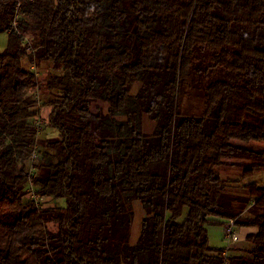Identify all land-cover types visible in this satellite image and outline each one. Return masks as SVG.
Returning a JSON list of instances; mask_svg holds the SVG:
<instances>
[{
  "label": "trees",
  "instance_id": "16d2710c",
  "mask_svg": "<svg viewBox=\"0 0 264 264\" xmlns=\"http://www.w3.org/2000/svg\"><path fill=\"white\" fill-rule=\"evenodd\" d=\"M4 33L0 264H264V0H0Z\"/></svg>",
  "mask_w": 264,
  "mask_h": 264
},
{
  "label": "rangeland",
  "instance_id": "374dc122",
  "mask_svg": "<svg viewBox=\"0 0 264 264\" xmlns=\"http://www.w3.org/2000/svg\"><path fill=\"white\" fill-rule=\"evenodd\" d=\"M8 44V35L6 33L2 34L0 36V51H4L7 47ZM45 121H47L46 119H44V123ZM43 123V124H44ZM42 130L40 131L39 135H38V144H44L45 141L49 138V137H53V136H57L59 131H57L54 128H51L49 126H47L46 124L43 125V128H41ZM144 130L145 133L147 134H152L155 130V125L154 123L148 118L145 117L144 118ZM264 146V145H261ZM257 177L255 178H251L250 180H255ZM262 178V183L264 184V174L261 175ZM64 202H61L60 204H63ZM45 206L47 207H53V206H57V203L51 200H46ZM134 208V221H133V228H132V241L136 242L138 236H139V232L141 229V222L143 217L145 216L142 205L139 202L134 203L133 205ZM228 222L224 223V224H215L209 227V240H210V244L213 247H217V248H227L228 243L225 240V231H226V227ZM235 230L237 231V233L239 234V242L236 244L239 245L242 242V237L240 236V230L241 228H238L237 226L235 227ZM234 246V245H233ZM235 246V247H236Z\"/></svg>",
  "mask_w": 264,
  "mask_h": 264
},
{
  "label": "crops",
  "instance_id": "0c3cea01",
  "mask_svg": "<svg viewBox=\"0 0 264 264\" xmlns=\"http://www.w3.org/2000/svg\"><path fill=\"white\" fill-rule=\"evenodd\" d=\"M52 109L51 107H43L42 110H41V113H40V116H41V119L44 121V119H46L47 121H45V124L47 125L48 124V120H49V116H50V113H51ZM53 137H59V133L57 136H53ZM49 138H52V137H49ZM260 213H264V210H260L259 211ZM226 223V221H219V223H216V224H224ZM212 225H215V224H211L210 226ZM209 226V227H210ZM209 227H208V233H209ZM256 229H253V228H241L240 230V236L242 237V242L237 245L236 247H243L246 240H247V237L249 235H252V234H255L256 233Z\"/></svg>",
  "mask_w": 264,
  "mask_h": 264
},
{
  "label": "built area",
  "instance_id": "2783aa9c",
  "mask_svg": "<svg viewBox=\"0 0 264 264\" xmlns=\"http://www.w3.org/2000/svg\"><path fill=\"white\" fill-rule=\"evenodd\" d=\"M32 69L34 71H37L35 68H32ZM43 123H44V121L42 119L39 120L38 124H39L40 128H42V126L45 124V123L44 124ZM227 225L228 226L226 227V231H225V240L227 241L228 246H227L225 254H224L225 256L228 255L229 250L234 248L236 246V244L239 242V234L235 230V227H236L235 222L230 221V222H228Z\"/></svg>",
  "mask_w": 264,
  "mask_h": 264
}]
</instances>
